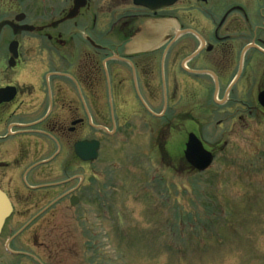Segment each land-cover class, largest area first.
<instances>
[{"label": "flooded vegetation", "instance_id": "af4514ba", "mask_svg": "<svg viewBox=\"0 0 264 264\" xmlns=\"http://www.w3.org/2000/svg\"><path fill=\"white\" fill-rule=\"evenodd\" d=\"M120 1L109 0L103 19L92 0L73 18L75 0H0V189L12 207L0 264H100L95 224L83 222L82 207L109 211L114 178L98 167L110 159L106 140L146 139L149 128L157 158L162 146L167 156L172 149L161 128H198L176 115L168 121L164 75L213 88V103L225 106L237 97L228 86L247 69L260 106L264 0H178L158 10ZM92 141L98 157L85 160L76 146ZM83 228L89 248L79 244Z\"/></svg>", "mask_w": 264, "mask_h": 264}, {"label": "rangeland", "instance_id": "374dc122", "mask_svg": "<svg viewBox=\"0 0 264 264\" xmlns=\"http://www.w3.org/2000/svg\"><path fill=\"white\" fill-rule=\"evenodd\" d=\"M108 3L92 0L103 19ZM242 73L245 79L227 89L237 97L225 106L213 103V88L175 85L164 75L158 89L168 121L176 115L198 127L161 128V143L172 144L169 156L162 146L163 155L154 158L149 128L146 139L117 133L112 143L106 140L110 159H100L98 167L114 178L109 211L91 209L86 201L82 207L83 222L95 224L100 264H264V109L249 96L256 87L251 71ZM191 131L215 154L202 173L184 162ZM65 219L71 220L70 212ZM81 231L79 244L89 248V234Z\"/></svg>", "mask_w": 264, "mask_h": 264}, {"label": "water", "instance_id": "95a60500", "mask_svg": "<svg viewBox=\"0 0 264 264\" xmlns=\"http://www.w3.org/2000/svg\"><path fill=\"white\" fill-rule=\"evenodd\" d=\"M178 0H134L135 4L145 6L152 10H158L164 7H168L176 3ZM87 4V0H75L74 9L68 15L67 18H73L76 12ZM23 29H31L28 26ZM13 45H17V42H13ZM258 101L264 108V90L259 93ZM82 146V150L80 148ZM98 142H83L76 146L77 153L82 155L85 160H91L97 157ZM80 148V149H79ZM82 151V154H81ZM187 162L193 167V169L200 172L208 169L214 161V154L211 150L207 149L195 132H190L185 144L184 151ZM12 210L11 203L6 194L0 189V233L4 222Z\"/></svg>", "mask_w": 264, "mask_h": 264}]
</instances>
